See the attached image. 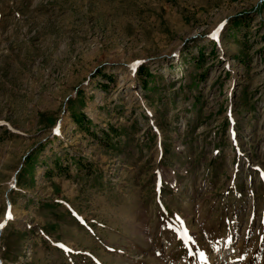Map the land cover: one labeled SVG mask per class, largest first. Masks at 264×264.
I'll list each match as a JSON object with an SVG mask.
<instances>
[{
    "label": "rangeland",
    "instance_id": "rangeland-1",
    "mask_svg": "<svg viewBox=\"0 0 264 264\" xmlns=\"http://www.w3.org/2000/svg\"><path fill=\"white\" fill-rule=\"evenodd\" d=\"M0 224V264H264V0H0Z\"/></svg>",
    "mask_w": 264,
    "mask_h": 264
},
{
    "label": "snow or ice",
    "instance_id": "snow-or-ice-1",
    "mask_svg": "<svg viewBox=\"0 0 264 264\" xmlns=\"http://www.w3.org/2000/svg\"><path fill=\"white\" fill-rule=\"evenodd\" d=\"M219 27L222 28L223 27V23ZM216 31L218 32L219 28ZM212 38L216 39V32H214L212 34ZM6 218L9 219V220L12 219V215H11V211L10 210L6 213ZM0 227H3V224H0ZM61 247H63V245H61ZM201 255H203V254H201Z\"/></svg>",
    "mask_w": 264,
    "mask_h": 264
},
{
    "label": "trees",
    "instance_id": "trees-1",
    "mask_svg": "<svg viewBox=\"0 0 264 264\" xmlns=\"http://www.w3.org/2000/svg\"><path fill=\"white\" fill-rule=\"evenodd\" d=\"M76 120H77V119H76ZM78 121H79V120H78ZM78 121H77V122H78ZM79 123H80V122H79Z\"/></svg>",
    "mask_w": 264,
    "mask_h": 264
}]
</instances>
